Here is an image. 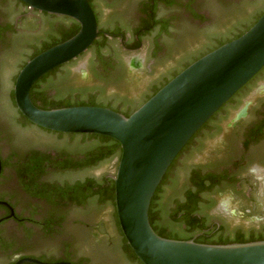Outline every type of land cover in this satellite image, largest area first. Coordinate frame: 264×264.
<instances>
[{
	"label": "flooded vegetation",
	"instance_id": "1",
	"mask_svg": "<svg viewBox=\"0 0 264 264\" xmlns=\"http://www.w3.org/2000/svg\"><path fill=\"white\" fill-rule=\"evenodd\" d=\"M240 1L217 0L224 7ZM248 1L256 7L261 0ZM207 3V0H88L96 24V4L102 6L104 15L115 22V28L108 33L117 35L124 53L140 48L141 32L156 20L165 24L176 17L189 22L180 16L183 14L191 18L190 24L195 28H211L213 6L209 9ZM263 7L264 4L259 11ZM162 11L172 16L159 15ZM67 19L28 10L19 0H0V264H16L22 259L43 264H115L118 261L117 242L119 254L128 264H141L130 258L132 251L122 236L114 209L111 177L118 158L108 160L111 169L99 179L87 175L73 178L72 175L84 174L107 161L88 157L89 148L96 142L85 140L82 146L86 150L76 154L64 148H47L44 136L63 138L67 134L32 125L14 104L12 86L20 67L37 51L57 40L58 31L67 29ZM121 23L130 24L131 30L123 32L119 29ZM236 35L238 32L222 37L211 47ZM161 52L159 46L157 57ZM76 59L64 64L67 72H71L70 66ZM131 65L136 68L133 63ZM70 78L75 84L76 79L71 73ZM102 107L112 109L115 106L103 103ZM28 130L33 132L28 133ZM209 140H212L213 148H209L204 163L189 169L175 206L186 205L187 192L193 191L196 195L193 203L206 205L204 211L198 213V219L206 222L209 229L213 228L211 240L220 241L229 233L227 230L235 232L241 227L237 225L236 228L214 215V204L222 195L235 193L239 200L247 202L245 209H253L257 188L247 173L264 174V65L186 142L178 154L179 164L202 149ZM66 174L68 177L61 179ZM91 181L94 194L89 195ZM75 184L82 187L81 196L73 199L68 191ZM110 191L112 199L110 196L105 198ZM175 206L173 204L171 209ZM154 209L157 212L159 206L155 205ZM103 213L108 215V228ZM90 220H93V226ZM249 231L264 235V227Z\"/></svg>",
	"mask_w": 264,
	"mask_h": 264
},
{
	"label": "water",
	"instance_id": "2",
	"mask_svg": "<svg viewBox=\"0 0 264 264\" xmlns=\"http://www.w3.org/2000/svg\"><path fill=\"white\" fill-rule=\"evenodd\" d=\"M19 1L28 10L73 20L78 31L19 69L12 86L15 107L36 127L62 134L100 135L119 144L120 155L111 177L114 209L122 236L136 259L141 264H264V240L213 245L165 239L153 232L147 217L155 189L186 142L263 67L264 11L241 35L188 64L123 116L105 107L43 110L32 104V85L85 53L98 29L86 0ZM22 262L43 264L31 259L16 264Z\"/></svg>",
	"mask_w": 264,
	"mask_h": 264
},
{
	"label": "rangeland",
	"instance_id": "3",
	"mask_svg": "<svg viewBox=\"0 0 264 264\" xmlns=\"http://www.w3.org/2000/svg\"><path fill=\"white\" fill-rule=\"evenodd\" d=\"M136 1V0H132ZM209 9L213 6V24L211 28H195L191 18L187 16H180L187 18L188 21H181L174 17V21L167 23L166 33H161L159 27L154 28L149 34L145 35L141 39L140 48L132 53H124L121 50L118 39H108V49H105L102 54L105 56L112 55L115 58V62L119 64V67L111 72V76L105 80L100 81L95 77L93 71L92 62L95 60L93 51H86L85 54L80 56L70 66L71 76H74L76 82L74 87H78L74 90H68L64 88L63 84L57 83V86L50 87L51 95H70L71 97H87L90 93L96 94L99 98L106 103L113 106L128 107L135 105L140 101L152 87L158 85L165 77H167L174 70L178 69L182 64L188 61L193 56L197 55L201 51L210 47L214 42L225 37L231 33L237 32L243 26H245L251 19L258 13L259 9L263 6L264 0H261L259 4L254 7L250 5V1L241 0L240 2H232L224 7L220 5L217 0H207ZM212 10V9H211ZM95 12L97 14V24L102 31H112L116 24L113 20L107 18L102 11V6L95 5ZM161 16H172L171 13L162 11ZM160 17V16H159ZM171 22V23H170ZM123 32H129L131 26L128 23H121L119 26ZM161 48V54L155 56L153 53L157 48ZM134 64V68L131 64ZM82 74V78L81 77ZM84 87V88H80ZM98 92V93H97ZM127 99L125 102L123 99ZM33 130H28V133ZM45 147H51L53 150L66 149L69 152L76 154L83 150H86L85 146H82V141L79 138H57L55 136H44ZM212 140L206 142V144L197 151L189 159L184 160L182 164L177 162V170L174 175L173 183L167 186H163L164 189V206L168 209L171 201L178 197L182 190L189 169L196 164L204 163V157L208 154L209 148L212 147ZM180 160V159H179ZM204 161V162H203ZM111 169L110 162L104 161L103 163L94 167V169L83 173H77L72 175L73 178L90 176V178L99 179L103 174H106ZM68 177L66 174L63 178ZM240 206L244 208L247 202L239 200ZM257 200L253 202V210L256 209ZM106 213L102 214V218L105 223V227H110L109 218ZM225 220V219H223ZM93 220L89 223L93 226ZM230 222V221H226ZM236 227H241L243 231H249L252 228H262L264 226H249L244 221L230 222ZM237 228V227H236ZM234 228V230H236ZM227 232L231 233L230 230ZM118 242L116 245V253L118 255V261L115 264H128L124 258H122L118 251Z\"/></svg>",
	"mask_w": 264,
	"mask_h": 264
},
{
	"label": "trees",
	"instance_id": "4",
	"mask_svg": "<svg viewBox=\"0 0 264 264\" xmlns=\"http://www.w3.org/2000/svg\"><path fill=\"white\" fill-rule=\"evenodd\" d=\"M88 3V0H86ZM264 11V7L262 10H260L252 19L250 22H248L245 26H243L241 29H239L238 35L234 36L233 38L229 39L228 41L238 37L241 35L244 31H246L262 14ZM67 29L58 31V37L57 40H55L54 43L50 44L49 46H46L42 50L37 51L34 55L29 57L27 60L31 59L35 55L39 54L40 52L46 50L47 48L56 45L58 43H61L71 36H73L78 31V25L71 19H67ZM98 25V24H97ZM167 23L164 24V22L155 21V23L152 22V25L148 26V28L145 31L141 32V38L142 36H145L151 32V30L154 27H159V31L161 30V33H166V27ZM99 29V27H98ZM110 30L102 31L101 29L98 30V35L95 38V40L91 43L90 47L87 49V51H93V55L95 56V60L92 62L93 65V71L96 73L95 76L100 81H105L111 76V72L115 69V67H119V64L115 62V58L110 56H105L102 54V52L105 49H108V39L106 37L109 36L112 39H116L117 35L113 33H108ZM106 34V35H105ZM226 41V42H228ZM224 42V43H226ZM218 44L216 47L224 44ZM136 45V43L134 44ZM213 46V44L211 45ZM207 47V49L201 51L197 55L190 58L188 61H186L184 64H182L178 69L174 70L172 73H170L167 77H165L158 85L151 88V90L135 105H130L128 107H122V106H116L112 108L111 110L122 114L123 116H128L134 109H136L139 105H141L144 101H146L149 97H151L160 87H162L168 80H170L174 75H176L179 71H181L183 68H185L188 64L193 62L194 60L198 59L205 53L209 52L210 50L214 49L213 47ZM215 47V48H216ZM210 48V50H208ZM208 50V51H206ZM155 56H157L156 51L153 53ZM26 60V61H27ZM25 61V62H26ZM25 62L22 64V66L25 64ZM21 66V67H22ZM20 67V68H21ZM66 65H61L50 72L44 74L42 77H40L30 88L29 90V99L32 102L34 106H36L39 109L43 110H49V109H57V108H64V107H75V106H96V107H102L103 102L98 95L96 94H89L87 97L80 98V97H71L70 95H51L50 87L55 85L57 86V83L63 84L64 88L68 90H74L78 87H74V84H72V78H70V72H67L68 70ZM84 88V87H80ZM98 93V92H97ZM125 102L127 99H123ZM113 106V105H112ZM69 138H79L82 142L85 140L90 141L93 140L96 142L94 145H92L89 148L88 154L89 158L95 157V160L105 159L109 160L112 157L119 158L120 155V147L119 144L104 136L100 135H75V134H67ZM185 146V145H184ZM179 154V153H178ZM173 159L171 164L169 165L168 169L164 173L160 183L158 184L157 188L155 189L153 196L151 198L149 208H148V223L153 230V232L165 239H172V240H189L192 239L193 236H195V239L193 240L196 243L200 244H230V243H245V242H251V241H261L264 240L263 233H257L255 234V231H243V230H236L235 232L228 233L225 239L220 241H213L211 240L212 236L210 233L213 231L212 229H209V226H207L206 222H202L198 219L197 215L201 211H204L206 208V205H199L194 204L193 200H195V193L190 190L187 192V198L188 203L184 206L176 205L178 199L177 197L174 198L171 201L170 207L167 209L164 206V189L163 186H167L169 183L170 185L173 183L174 175L176 174L177 170V162L179 161V155ZM90 163H92L90 161ZM92 180V179H91ZM93 181V180H92ZM90 182L89 187V195L94 194V192L91 190L92 186H94L93 182ZM81 186L80 184H75L73 187H70V191L68 193L70 196H72L73 199H76L78 196H81ZM99 194L98 192H96ZM186 195V194H185ZM112 199V193L111 191L108 192V194L105 195V198ZM174 204V208L171 209V206ZM155 205L159 206V210L156 212L154 209ZM158 221H161L162 223H158ZM127 254V253H126ZM131 259H136L135 256L130 253Z\"/></svg>",
	"mask_w": 264,
	"mask_h": 264
},
{
	"label": "clouds",
	"instance_id": "5",
	"mask_svg": "<svg viewBox=\"0 0 264 264\" xmlns=\"http://www.w3.org/2000/svg\"><path fill=\"white\" fill-rule=\"evenodd\" d=\"M251 183L257 188V205L255 211L242 208L235 193L222 195L213 206V214L226 221H244L249 226L264 225V174L255 171L247 173Z\"/></svg>",
	"mask_w": 264,
	"mask_h": 264
}]
</instances>
